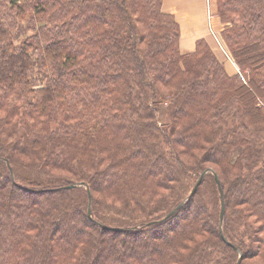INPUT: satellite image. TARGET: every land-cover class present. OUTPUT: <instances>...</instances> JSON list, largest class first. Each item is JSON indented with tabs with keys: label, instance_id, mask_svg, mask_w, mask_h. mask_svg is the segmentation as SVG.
Returning <instances> with one entry per match:
<instances>
[{
	"label": "trees",
	"instance_id": "1",
	"mask_svg": "<svg viewBox=\"0 0 264 264\" xmlns=\"http://www.w3.org/2000/svg\"><path fill=\"white\" fill-rule=\"evenodd\" d=\"M216 1L239 73L164 0L4 2L0 264H264V0Z\"/></svg>",
	"mask_w": 264,
	"mask_h": 264
},
{
	"label": "rangeland",
	"instance_id": "2",
	"mask_svg": "<svg viewBox=\"0 0 264 264\" xmlns=\"http://www.w3.org/2000/svg\"><path fill=\"white\" fill-rule=\"evenodd\" d=\"M168 1H173V0H166V2H163L165 11L168 10L167 6H166L167 5L166 3H168ZM4 2L6 3V0H0V9H1L2 13L6 12V11L9 13L8 16H5V19H7L8 22H12L15 20V17L13 16L14 13H13V15L10 14L11 12H9L7 10V6ZM217 8L218 7H217V1L216 0H209V2H207V4H205V3L201 4L199 2L196 9H195V13L191 14V15H187L188 19L184 15H182V11L180 10V13L178 15V20L183 26V33H182V31L180 33V38H181L180 45L182 43V49L184 51L189 52V51L193 50L192 43L194 42L195 38H201L198 36H204L205 37V36L210 34V38L207 41L210 44H212L214 51H218L220 54L222 53L220 55L217 52L220 59L222 61L225 60V68H226L227 72L230 74L234 73L235 71H236V73H239L238 66L235 64L234 61H231L228 58L229 54L227 51V47L225 46V44H222L220 42V37H221L220 34L223 30L222 31H218V30H220L221 27H223L224 25L220 22V19L217 16ZM21 25L22 24H20L18 26V28ZM224 28H225V26H224ZM212 33L217 34V38L212 36ZM201 153H203V152H201ZM23 162H24V160H23ZM188 162L195 164L194 161L188 160ZM205 164L208 167L212 166V167L218 169V167L215 164H209V163H205ZM218 171H219V169H218ZM55 174L57 176L64 175V173L61 174V172H58ZM77 187L78 186H76V188ZM244 261H245L244 263H246V264H262L261 260H259V258H257V257L246 258Z\"/></svg>",
	"mask_w": 264,
	"mask_h": 264
},
{
	"label": "crops",
	"instance_id": "3",
	"mask_svg": "<svg viewBox=\"0 0 264 264\" xmlns=\"http://www.w3.org/2000/svg\"><path fill=\"white\" fill-rule=\"evenodd\" d=\"M164 2H166V0H164ZM199 2L201 4H204V3L207 4V2H209V0H173V1H168V3H166L167 4L166 6H167L168 10L167 11L164 10V3H163V10H164V12H167V13L175 15L178 23L180 24V30L183 33V26L178 20V15L180 13V10L182 11V15H184L187 18V15H191V14L195 13V9H196V7H197ZM223 29H224V26L221 27V29L218 30V31H222ZM198 37H201V38H195L194 42L192 43L193 50H191L189 52L184 51L182 49V43H181V45H180L181 51L183 53L193 52L195 50L197 41L201 40V39L209 40L210 34L205 36V37L204 36H198ZM180 40H181V38H180ZM234 73H236V71ZM234 73H232V74H234Z\"/></svg>",
	"mask_w": 264,
	"mask_h": 264
},
{
	"label": "water",
	"instance_id": "4",
	"mask_svg": "<svg viewBox=\"0 0 264 264\" xmlns=\"http://www.w3.org/2000/svg\"><path fill=\"white\" fill-rule=\"evenodd\" d=\"M207 171L203 172L200 177L197 179L196 183L194 184L192 190H191V193L189 195V198L195 193L196 189L198 188V186L200 185V183L202 182L205 174H206ZM218 181V179H217ZM219 182V181H218ZM76 185H70V186H67L66 189H72V188H75ZM221 194H223V192L221 191ZM90 198V201H91V195L89 196ZM183 203L179 204L175 209H173L170 213H168V215L163 219L165 220L166 218L168 217H171L174 213H176L181 207H182ZM224 213H225V206H224V201L222 202V210H221V221L224 217ZM88 216L90 219H92V216H91V207L89 205V208H88ZM103 228L105 229H108V230H112V231H119V230H123L121 228H117V227H106V226H103L101 225ZM241 262V257H240V260L238 262V264H240Z\"/></svg>",
	"mask_w": 264,
	"mask_h": 264
}]
</instances>
